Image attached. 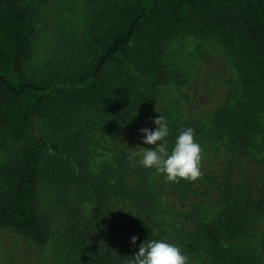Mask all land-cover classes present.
Masks as SVG:
<instances>
[{
  "label": "trees",
  "instance_id": "1",
  "mask_svg": "<svg viewBox=\"0 0 264 264\" xmlns=\"http://www.w3.org/2000/svg\"><path fill=\"white\" fill-rule=\"evenodd\" d=\"M146 1H91L60 67L66 73L47 80L28 77L37 0H0V229L40 253L56 216L66 214L73 255L64 264H133L148 239L177 245L188 264H263L254 246L237 243L253 239L264 218V173L246 167L264 168V0H150V8ZM190 35L219 43L225 74L206 81L217 105L207 120H167L166 149L192 128L202 158L223 155L226 165L174 183L179 197L195 199L184 211L163 207L168 182L159 187L155 170L138 166L132 150L156 147L142 143L141 130H155L146 117L162 94L183 95L190 75L170 44ZM103 124L108 133L97 137ZM47 180L66 210L41 207ZM259 244L264 253V231Z\"/></svg>",
  "mask_w": 264,
  "mask_h": 264
},
{
  "label": "rangeland",
  "instance_id": "2",
  "mask_svg": "<svg viewBox=\"0 0 264 264\" xmlns=\"http://www.w3.org/2000/svg\"><path fill=\"white\" fill-rule=\"evenodd\" d=\"M91 1L93 0H37L39 10L35 18V26L38 35L28 77L31 78L32 74L36 72L42 78L46 77L45 79L48 80L52 75L63 74L62 72L66 73V69L62 70L60 67L69 57L73 40L80 36L85 17L90 19V10L95 3H91ZM145 4L148 8L151 7L150 0H147ZM170 48L176 57L177 61L175 63L177 67L189 74L190 80L183 88V95H178L177 89L173 90V93L177 94L175 96L178 98L177 100L171 101L167 93H163V100L152 107L154 110L149 111L150 115L146 117V121L153 123L155 128L154 121L160 115L166 121L169 118L179 116L184 119L207 120L214 113L217 105L214 98L208 94L205 88L206 81L212 73H216V76L225 74L226 61L222 57L224 51L216 40L204 41L190 35L171 42ZM17 78L15 76L16 80ZM42 78H37V81L39 82ZM179 100H182V102ZM177 101L180 102L182 107H175L178 104ZM59 106L60 103L55 101L49 108L55 113ZM52 122L51 115H47L45 117V126L47 127L44 129L51 126ZM99 130L102 132L97 133V137L108 133L105 124ZM47 132L50 136L57 134L52 128H48ZM100 152L102 153V151ZM167 152L170 153L168 150ZM110 158L111 152L107 151L98 160L103 164ZM2 159L3 157L0 154V164ZM225 165L226 158L223 155H217L216 157L213 155L210 157L204 156L200 164L201 175L199 179L203 178L205 174L221 173ZM256 166L255 168L253 165H246L248 169H258L259 175L263 174L264 168H260L259 165ZM156 177L160 183L159 187H162L166 181L170 186L168 189H164V208H171L176 205V209L185 211L195 200L179 197L175 189H173L174 182L166 180L159 174H156ZM51 185L52 183L47 180L46 185L43 184V189L41 187L40 203L44 211L47 210L57 214L55 211L62 212V210H66V204L52 190ZM202 187L205 189L206 186L202 185ZM63 189L60 188V191H63ZM213 199L216 201L217 198L214 197ZM68 219L66 214L60 215V217L56 216L50 239L40 253L36 252L35 248L30 247L28 241L22 236L10 229H0V264H64L65 257L73 255V251L67 243ZM263 231L264 218L256 231V236L253 239H241L242 241L240 240L237 243V248L245 249L249 245L254 246L257 251V258L264 264V253L259 244ZM193 264L198 263L195 261Z\"/></svg>",
  "mask_w": 264,
  "mask_h": 264
},
{
  "label": "clouds",
  "instance_id": "3",
  "mask_svg": "<svg viewBox=\"0 0 264 264\" xmlns=\"http://www.w3.org/2000/svg\"><path fill=\"white\" fill-rule=\"evenodd\" d=\"M155 130L142 129V143L155 148L139 147V153L132 150L133 157L139 156L138 166L154 169L170 182L181 180L195 182L201 175L200 164L202 149L195 140L192 128L182 129L175 139L170 153L166 150L165 138L169 135L167 121L160 115L154 121ZM157 142H160L159 144ZM137 237L131 238L136 245ZM133 264H188V257L182 249L165 240H146L139 246L138 254L133 258Z\"/></svg>",
  "mask_w": 264,
  "mask_h": 264
}]
</instances>
